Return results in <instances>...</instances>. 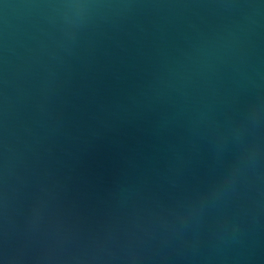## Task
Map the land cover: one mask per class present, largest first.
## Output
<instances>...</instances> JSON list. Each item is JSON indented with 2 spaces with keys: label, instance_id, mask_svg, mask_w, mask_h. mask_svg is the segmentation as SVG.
<instances>
[{
  "label": "water",
  "instance_id": "water-1",
  "mask_svg": "<svg viewBox=\"0 0 264 264\" xmlns=\"http://www.w3.org/2000/svg\"><path fill=\"white\" fill-rule=\"evenodd\" d=\"M0 264H264V0H0Z\"/></svg>",
  "mask_w": 264,
  "mask_h": 264
}]
</instances>
